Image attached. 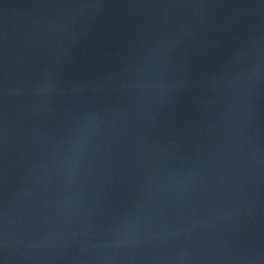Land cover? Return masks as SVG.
Returning <instances> with one entry per match:
<instances>
[{
	"label": "water",
	"instance_id": "obj_1",
	"mask_svg": "<svg viewBox=\"0 0 264 264\" xmlns=\"http://www.w3.org/2000/svg\"><path fill=\"white\" fill-rule=\"evenodd\" d=\"M0 264H264V0H0Z\"/></svg>",
	"mask_w": 264,
	"mask_h": 264
}]
</instances>
